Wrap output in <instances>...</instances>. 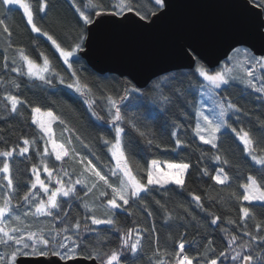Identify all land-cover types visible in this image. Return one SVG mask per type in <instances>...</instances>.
Listing matches in <instances>:
<instances>
[{"label": "snow or ice", "instance_id": "snow-or-ice-1", "mask_svg": "<svg viewBox=\"0 0 264 264\" xmlns=\"http://www.w3.org/2000/svg\"><path fill=\"white\" fill-rule=\"evenodd\" d=\"M71 4L78 15L72 24V31L76 34H67L61 40L38 23L47 17L51 0H0V37L5 41L3 71L16 74V77H0V85H5L0 89V105L3 107L0 120L19 122L17 118L25 117V109L30 108L31 123L42 134L21 135L17 143L9 146L5 140L0 146V264H79L84 259L94 260L97 264H137L144 251L145 232L156 238L148 264H264V218L255 223L252 230L248 228L249 220L256 219L251 209H264V0H228V7L235 10L252 41L248 47L229 45L218 57L216 65L207 69L201 63L202 54L193 44L184 43L179 48V55L188 61L187 66L194 64L187 87L184 81L188 77L181 74L165 76L151 84L145 82V88L126 82L119 95H113L107 89L96 92L92 85L81 80L74 65L79 63L81 55H88L91 37L98 28L112 26L151 32L166 21L171 0H146L145 3L141 0H95V3L87 0L86 4L84 0H71ZM20 10L22 19L26 20V29L30 28L31 33L51 43L63 65L67 66V73H71L70 77L57 70L53 58L45 51L40 52V63L25 46L13 43V29L8 19ZM197 76L200 79H196ZM25 77L39 81L37 87L43 86L41 90L45 95L64 94L57 85L72 90L99 125L107 123L114 138H110L111 133L101 135L100 142L115 161L114 166L100 167L83 149H87L97 161L100 156L78 133L68 128L66 121L53 111H42L40 106L24 98L21 91L23 80L18 78ZM230 90L239 92L240 99L246 94H256L254 99L260 101V113L246 111L231 98ZM180 105L191 109L195 115L193 136L214 150L211 158L217 164L215 175H211L208 168H201L204 176H209L217 185L231 187L226 170L230 161L226 154L221 155L222 138L234 136L241 159L246 164L249 159L251 161L248 167L252 174L240 184L242 193L233 191L229 197L241 202L238 225L227 217L222 221L220 215L204 204L201 195L188 192L195 202L194 207L211 218V226L220 227L221 223L236 225L234 231L222 229L224 240L220 241L219 248L216 239H209L206 234L200 240L194 239L195 255L187 243V223H175L177 220L186 221V217L174 214L160 199H155V204L163 212L161 227L169 230L185 228L179 240L174 241L175 248L160 246L155 224L148 229L127 227L126 218L124 223L119 221L122 213L133 215V206L155 220L149 196L155 198L157 192L163 196L169 191L180 195L187 189L185 177L189 174V162L153 158L142 169L145 172L142 177L134 171L135 154L130 149L131 133H136L148 151L165 150L166 146L159 142L160 137L148 122L155 123L161 113L169 115ZM130 108L143 109V114L130 113ZM192 113L185 111L184 115L188 118ZM252 116H255V123ZM175 120L174 116L170 132L174 147L170 144L167 147L179 157L182 155L180 150L189 145L188 141L181 139V125ZM56 122L65 126L66 141L55 138L52 125ZM41 141L43 152L40 150ZM33 150L39 163H32L31 175L22 185L13 174L14 162L29 160ZM208 154V150L201 151L202 156ZM53 157L57 163L52 162ZM41 167L45 178H42ZM171 185L177 186L180 192L170 189ZM222 199L218 197L216 202ZM73 207L83 211L73 216ZM181 207L183 213L200 224L190 211L191 204ZM133 223L138 224L135 220ZM114 233L118 234V246L114 243L117 239Z\"/></svg>", "mask_w": 264, "mask_h": 264}, {"label": "trees", "instance_id": "trees-1", "mask_svg": "<svg viewBox=\"0 0 264 264\" xmlns=\"http://www.w3.org/2000/svg\"><path fill=\"white\" fill-rule=\"evenodd\" d=\"M146 0H141V3H145ZM84 3H87V0H84ZM95 3V0H93ZM83 7V5H81ZM38 8V5H36ZM23 13L20 10L17 13H13L9 19L8 23L13 29V43L16 45L25 46L29 54L36 58L38 62L42 63L40 60V52L45 51L56 64L57 70L64 71L68 77L71 73H67L63 61L59 58L58 53L55 52V49L52 47L51 43L46 40L44 37H39L37 34L31 33L30 28L26 29V20L22 19ZM74 19H78V15L75 13V9L72 7L71 0H51L50 11L47 17L42 21L38 22L41 24L45 30L53 33L59 39L64 40L67 34L75 36V32L72 31V24ZM5 47V41L3 37H0V77L5 75L16 77L15 73L5 74L3 71V52ZM205 66V65H204ZM76 70L80 73L81 80L88 82L93 86L96 92H99L101 89H107L112 92L113 95H119L123 93L126 82L132 84L126 78L117 77L116 75L106 74L100 75L96 74L92 69L85 64V61L80 58L79 63L74 65ZM206 68V67H205ZM86 69V70H82ZM207 69V68H206ZM194 72L193 70H183V71H173L172 73L164 74L161 77L151 80V83H154L158 80H162L165 76H180L183 74L188 77L184 81V86L187 87L188 82L191 80L189 73ZM23 80V86L21 91L24 98L33 104L41 107L42 111H53L55 115L60 116L61 119L67 122L69 129L78 133L86 142H88L93 150L100 156V160L97 161L96 157L88 153L87 149L83 151L89 154V158L93 159L100 167L107 169L109 165L113 166V160L111 159L110 153H108L107 148L102 145L100 142L101 135H108L111 133L110 138H114V133L107 125L104 123L99 125L94 118L91 117V114L87 111V106L83 105V101L79 99L78 95L70 89L64 88L63 85H57V88L63 90L64 94L52 96L45 95L41 90V87H37L40 84L39 81H30L26 77L18 78ZM196 79H200L198 76ZM70 82V81H69ZM135 86V85H134ZM5 87V85H0V89ZM240 86L237 85V88ZM232 92L231 98L237 100L239 105L243 107L249 113L259 114L260 101L254 99L256 94L252 96L245 95L244 99L239 98V92ZM227 95V94H226ZM196 97H199V93H196ZM74 98V99H73ZM125 103H128L127 101ZM134 104L135 101H132ZM100 111L101 109H97ZM159 112V109H156ZM188 111L192 113L191 109H186V106L180 105L174 107L171 110L169 115H164L161 113V118L155 123L149 121L148 123L152 125L156 134L160 137V141L163 145L166 146L165 150L155 149V151H148L146 149V144L136 133H131L133 137L132 144L130 145L131 151L135 154L133 157V168L140 176H145V172L142 170L146 168L147 164L151 159L157 158L161 161L167 162H184L190 163L189 174H186V185L187 189L180 195H176L172 191H169L166 195H161L159 192L155 194V198L152 196L148 197L150 202V207L153 209L155 220L148 218L147 213L141 211L136 206H133V215L128 216V214L122 213L119 217L121 223L125 222L127 227H147L151 229L152 225L155 224L156 229L159 233V243L163 248L168 246L170 248H175L176 245L174 241H178L181 234L185 231L184 227L176 228L173 227L169 230L167 227H161L163 224V212L158 205L155 204V199H160L162 202H165L167 208L172 211L174 214L184 215L186 221L177 220L175 223H187V243L190 246V251L193 255L196 254V249L193 246V240H200L201 236L207 235L209 239H216V247H220V241L224 240V234L222 232L223 228H228L230 231L236 230V225L240 223L239 221V207L241 202L236 198H229L230 194L235 191L238 194L242 193L240 184L246 181L247 176L252 174L250 168L248 167L251 164L250 159L246 164L243 159H241V153L237 150L238 141L234 143L235 137L232 136L229 138H222L221 145V155L226 154L230 165L226 166V170L230 176L231 187L226 188L223 185H217L209 176H204L201 172V168H208L211 175H215L214 169L217 167L216 162L211 158V153L214 150L210 149V146L201 144L200 141L193 136V128L195 126V115H192L188 118L185 117L184 113ZM3 112V107L0 105V113ZM26 116L23 118H17L19 122L12 121L11 123H5L3 120H0V146H3V142L7 140L9 146L11 144L17 143L21 135L39 136L42 135L39 133L37 127L31 123V109H25ZM130 113L139 112L143 114V109L130 108ZM106 115V113H105ZM176 117L175 123L180 124L179 132L181 139L188 141V147L183 148L182 155L177 157L174 152L171 151L170 147H167L169 144L171 147H174V141L170 140L171 126L173 124V117ZM252 122L255 123V116L251 117ZM64 125H60L58 122L54 124L53 130L55 131V136L57 140H61L62 135H65L68 139V133L64 131ZM131 131V130H129ZM167 133L168 135H164ZM231 135V133H230ZM74 139V137H73ZM64 140V139H63ZM65 141V140H64ZM79 146V142H76ZM242 147V146H241ZM40 150L43 152V142H40ZM208 150L207 156H202L201 151ZM19 161V158H17ZM39 163L38 158L36 157L35 151L33 150L30 154V159L23 162H14L13 174L17 177L19 182L24 185L26 183V178L31 175L30 169L32 163ZM53 163H57L52 159ZM139 165V167H137ZM70 165H66L69 167ZM146 182V179H145ZM170 189H176V192L179 193L180 189L177 186L171 185ZM194 192L195 194L201 195L204 204L210 208L212 211L216 212L217 215L221 216L222 221L225 217L233 219L236 221V225H228L227 223H221L220 227L210 225V217L207 216L205 212H200L199 209L194 207L195 202L191 200V196L188 195V192ZM218 197H222L219 203L216 202ZM191 204L193 207L190 208V211L197 216L200 220V224L205 225L201 227L200 224H197L195 221L191 220V217H188L186 213H183L181 205L188 206ZM247 205L246 202H244ZM256 204V203H254ZM256 216L255 220H249L248 228L249 230L253 229L255 223L260 222L264 218V209L260 207H254L251 209ZM78 211H83L77 207H73L72 215L76 216ZM137 221L138 224H134L133 221ZM205 228L207 232L205 233ZM117 236V239L114 243L118 246V234L114 233ZM144 236V251L141 255L137 264H148V257L152 255V251L155 248V237L149 232H145ZM171 237V238H170ZM226 243V241H225ZM203 249H201L202 251ZM131 258V254H126Z\"/></svg>", "mask_w": 264, "mask_h": 264}, {"label": "water", "instance_id": "water-1", "mask_svg": "<svg viewBox=\"0 0 264 264\" xmlns=\"http://www.w3.org/2000/svg\"><path fill=\"white\" fill-rule=\"evenodd\" d=\"M184 43L193 44L209 68L229 45L245 48L252 41L228 0H171L166 21L153 31L101 26L91 37L88 55L81 58L97 75H116L145 88V82L164 74L193 70L194 64L188 67L179 55ZM79 264L97 262L84 259Z\"/></svg>", "mask_w": 264, "mask_h": 264}, {"label": "rangeland", "instance_id": "rangeland-1", "mask_svg": "<svg viewBox=\"0 0 264 264\" xmlns=\"http://www.w3.org/2000/svg\"><path fill=\"white\" fill-rule=\"evenodd\" d=\"M59 55V54H58ZM54 124L55 123H53V125H52V128H54ZM36 126V125H35ZM53 132H54V135H55V131L53 130ZM55 138L57 139V137L55 136ZM62 138L66 141L67 140V137L65 136V135H62ZM59 141V140H58ZM49 151H50V149H49ZM111 159H112V157H111ZM114 164H115V161H113V166H114ZM41 173H42V178H45L44 177V175H43V172H42V167H41ZM175 186V185H174ZM247 203V202H246ZM253 203H256V204H258L259 202H253Z\"/></svg>", "mask_w": 264, "mask_h": 264}]
</instances>
